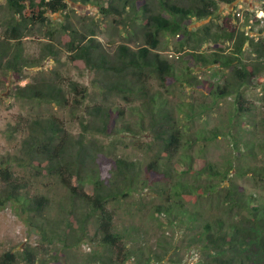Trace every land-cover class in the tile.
<instances>
[{
	"label": "rangeland",
	"instance_id": "obj_1",
	"mask_svg": "<svg viewBox=\"0 0 264 264\" xmlns=\"http://www.w3.org/2000/svg\"><path fill=\"white\" fill-rule=\"evenodd\" d=\"M67 3L69 9L66 13L50 14V23L33 28L23 39L24 56L29 62L37 64L36 66L25 68L22 74L6 72L0 66V170L7 168L15 178L26 183L28 188L24 190V194L29 198L38 196L49 200L48 208L42 217L29 212L27 206L13 202L0 205V252L18 255V264H28L32 255L35 264H120L117 257H114L115 262L108 259L110 252L99 241L94 219L90 220L85 236L69 231L71 211L79 207L80 213H88L90 208L74 200L58 179L40 177L35 174L30 163L23 161L22 166L20 161L23 157V141L27 134L15 132L14 126L21 118L35 119L38 116L55 115L65 121L71 134L77 138L82 131L80 123L86 119L87 109L105 102L99 80L104 85V82L113 78L101 72L94 73L72 65L63 39L65 25L71 24L87 35L94 32L96 42L109 58L115 57L122 46L133 51L146 47L142 31H137L138 28L135 27V33L131 26H124L119 16L102 10L109 7L110 0H67ZM11 17L12 13L8 10L6 1L0 0L1 42L6 37V23ZM231 24H235L238 30L246 32L256 41L264 40V0H238L232 5L222 4L212 17L202 21L192 20L191 30L207 26L211 28V37L202 46L195 45L192 41L182 47L178 37H161L160 46L155 53L168 60L175 67L177 75L183 71L190 75V80L195 78L194 84L175 83L169 86L153 77L147 85L148 93L145 96L130 97L126 100L112 93L107 97L106 103L102 104L115 111L123 110L125 116L120 120L119 127L126 126L133 131L128 133L127 130L119 128L118 135L94 139L96 145L91 149L97 155L96 163L99 169H102L104 164L115 168L116 161L124 158L141 167V178L144 179L148 163L159 159L163 165L162 170H168L171 175L167 179L158 180L157 183L148 182L134 191L129 198L109 204V209L116 214V232L124 236L128 249L136 252L125 264H204L207 259L200 248L195 245L191 248L188 246L190 233L180 221H185L186 214L193 212H200L203 218L211 220L219 217L221 213L217 204L188 193L173 201L168 199L167 192L172 184L178 181L186 188H200L210 184L208 179L198 176L197 172L182 178L176 175V170L182 169L179 164L181 160L186 157L194 161L202 158L220 169L233 167V173L239 168H264V151L259 147L264 146V71L253 79L252 84L241 89L248 107L252 110V114L241 118L237 112V93L223 98L212 94L213 90L224 86L229 80L230 70L215 64L194 66L193 62L190 69L186 68L188 64L185 63L184 57L193 51L208 58L222 52L232 55L235 41L224 38ZM127 30L131 31L128 33ZM217 36H220V39L216 42ZM48 45L56 49L59 53L57 57H44ZM192 47L197 48L193 50ZM242 59L249 64L258 62V55L249 43L243 50ZM55 71L87 88L88 98L81 109L29 103L14 96L18 86H25L32 83L34 78L51 75ZM152 98L160 102L163 108L170 110L179 124L187 125L184 129L185 146L173 159L166 157L161 147L155 144L149 130V121L145 117L143 119L144 105ZM189 110L194 111L197 117L186 123L185 116ZM212 132H220L221 135L214 141L197 139L201 136L210 137ZM239 138L242 141H238L239 146L235 148L234 140ZM249 141L255 144V154H249L244 145ZM188 142L193 145L192 148L188 146ZM196 165L195 162L194 166ZM229 177L248 196H255L264 204L263 185L246 176L237 178L233 174ZM222 181L224 180L215 181V184L218 187L228 184ZM5 188V181L0 174V195ZM175 200L178 206L174 204V215L166 216L159 212V208L168 207ZM181 210L187 213L183 214ZM75 216L79 215L75 213ZM156 256H159V259Z\"/></svg>",
	"mask_w": 264,
	"mask_h": 264
},
{
	"label": "trees",
	"instance_id": "obj_2",
	"mask_svg": "<svg viewBox=\"0 0 264 264\" xmlns=\"http://www.w3.org/2000/svg\"><path fill=\"white\" fill-rule=\"evenodd\" d=\"M5 1L12 17L6 23L5 39L0 41V66L6 72L22 74L25 68L37 65L29 62L24 56L23 39L26 34L35 27L50 23V14L66 13L69 5L67 0ZM236 1L238 0H110L109 7L102 10L119 16L124 26H131L135 33L137 27V31L144 33L146 42V47L138 51L122 46L113 58H109L96 42L94 32L87 35L67 24L63 27L65 32L63 39L68 49L69 60L74 67L113 77L110 81L104 82V85L99 80L104 103L112 93L126 100L130 97L139 98L148 93L147 85L153 77L169 86L175 83L194 84L195 78L190 80V75L183 71L177 75L175 67L160 54L155 53L160 46L161 37H178L182 47L192 41L195 45L202 46L211 37V28L207 26L191 30L192 20L208 19L216 14L222 4L232 5ZM183 2L188 4L185 5ZM229 29L224 38L235 41L232 55L222 52L208 58L200 52L193 51L184 59L188 64L187 69H190L193 62L194 66L215 64L230 70L229 80L224 86H218L213 90L212 94L223 98L237 93V112L239 117L245 118L252 114V110L248 107L241 89L252 84L253 79L264 71V40L256 41L250 38L246 32L238 30L235 24H231ZM129 31L131 30H127L128 33ZM217 37L216 42L220 39V36ZM247 43L258 55L256 64L246 63L242 59ZM196 48L192 47L193 50ZM58 54L52 45H48L44 57H57ZM14 96L29 103L81 109L88 98V90L55 71L51 75L36 77L32 83L25 86H18ZM102 104L87 109L86 119L80 123L82 131L77 138L71 134L65 121L55 115L38 116L35 119L21 118L14 126V131L27 134L22 145L23 157L20 158L22 163L20 164L23 166L24 162L30 163L35 174L40 177L58 179L74 200L90 208L88 213H80L79 207L71 211L69 231L79 232L85 236L90 220L94 219L99 241L110 252L108 259L115 262L114 257H117L120 264H125L136 252L129 250L124 236L116 232V214L109 209V204L129 198L134 191L148 182L157 183L158 180L167 179L171 175L168 170H162L163 165L159 159L148 163L144 179L141 178L143 174L141 167L124 158L116 161L115 168L110 164H104L103 168L99 169L96 163L97 155L91 149L96 145L94 139L118 135L120 129L127 130L128 133L133 131L126 126L119 127L120 120L125 116L123 110L115 111ZM144 106L143 119L145 117L149 121V130L155 144L161 147L166 157L175 158L185 146L184 129L187 125L179 124L173 113L163 108L164 106L153 98ZM190 110L185 116L186 123L197 117L194 111ZM262 122L264 126V119ZM220 135V132H212L210 137L201 136L197 139L214 141ZM238 141L242 140L240 138L234 140L235 148L239 146ZM244 145L249 154L255 151V144L251 141L245 142ZM188 146L193 147L190 142ZM259 147L264 151L263 145ZM179 164L182 167L176 170L179 177L197 172L198 176L208 179L210 184L200 188L192 186L186 188L178 181L172 184L167 192L168 199L173 201L188 193L217 204L221 213L219 217L211 220L203 218L200 212L186 214V211L181 210L187 215V219L180 222L186 225L190 233L188 246L191 248L195 245L200 248L207 256L204 264H264V204L255 196H248L229 177L233 174L237 178L246 176L264 186V168L257 166L247 170L239 168L233 173V167L220 169L202 158L194 161L189 157L181 160ZM0 174L6 184V190L0 195L1 206L13 202L27 206L28 211L35 215L44 216L49 205L48 199L38 196L29 198L24 194V190L28 188L27 184L15 178L9 169L2 168ZM222 179L223 183L228 184L218 187L215 181ZM176 201L168 207L159 208V212L166 216L174 215V209L178 206ZM75 213L79 216H75ZM156 257L159 259V256ZM18 263V255L0 252V264ZM28 264H35L33 255L28 259Z\"/></svg>",
	"mask_w": 264,
	"mask_h": 264
}]
</instances>
